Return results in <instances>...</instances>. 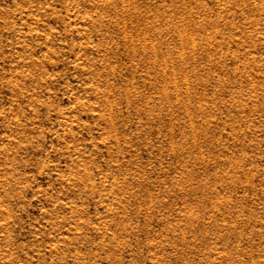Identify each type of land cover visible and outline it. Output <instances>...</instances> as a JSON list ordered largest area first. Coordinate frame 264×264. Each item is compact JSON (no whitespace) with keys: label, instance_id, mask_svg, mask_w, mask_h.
<instances>
[{"label":"rangeland","instance_id":"374dc122","mask_svg":"<svg viewBox=\"0 0 264 264\" xmlns=\"http://www.w3.org/2000/svg\"><path fill=\"white\" fill-rule=\"evenodd\" d=\"M0 264H264V0H0Z\"/></svg>","mask_w":264,"mask_h":264}]
</instances>
